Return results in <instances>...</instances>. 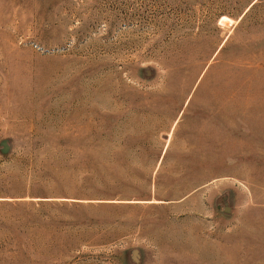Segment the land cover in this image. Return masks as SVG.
<instances>
[{"label":"rangeland","instance_id":"obj_1","mask_svg":"<svg viewBox=\"0 0 264 264\" xmlns=\"http://www.w3.org/2000/svg\"><path fill=\"white\" fill-rule=\"evenodd\" d=\"M0 264H264V0H0Z\"/></svg>","mask_w":264,"mask_h":264}]
</instances>
